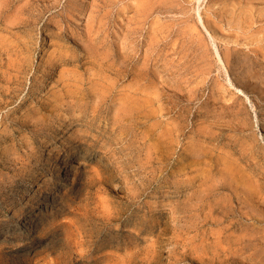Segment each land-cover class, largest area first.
<instances>
[{"label":"rangeland","instance_id":"1","mask_svg":"<svg viewBox=\"0 0 264 264\" xmlns=\"http://www.w3.org/2000/svg\"><path fill=\"white\" fill-rule=\"evenodd\" d=\"M218 263L264 264V0H0V264Z\"/></svg>","mask_w":264,"mask_h":264},{"label":"bare ground","instance_id":"2","mask_svg":"<svg viewBox=\"0 0 264 264\" xmlns=\"http://www.w3.org/2000/svg\"><path fill=\"white\" fill-rule=\"evenodd\" d=\"M82 46V45H81ZM99 56V55H98ZM12 63V62H11ZM21 67V66H20ZM120 69V68H119ZM121 71V70H120ZM16 78V77H15ZM20 78L17 77V79L12 83L13 85L6 88L5 92L3 93L5 97H13L16 96V94L20 91V87L22 85V82L19 80ZM9 85V84H8ZM7 85V86H8ZM93 87V86H92ZM5 89V88H4ZM113 89V88H112ZM22 90V89H21ZM2 94V92H1ZM65 105V104H64ZM92 121V120H91ZM118 124V123H117ZM229 218V217H228ZM238 219V218H237ZM227 220V219H226ZM233 223V222H232ZM231 228V227H230ZM231 230V229H230ZM229 231V230H228ZM225 233V232H224ZM229 235V234H228ZM243 246V245H242ZM244 249V248H243ZM231 250V249H230ZM238 250V249H237ZM227 251V250H226ZM222 252V251H221ZM225 252V251H224ZM225 256V255H224ZM238 258V257H237ZM226 260V259H225ZM228 260V259H227ZM253 260V259H252ZM232 261V260H231ZM249 261V260H248ZM239 262V261H238ZM228 263V262H227ZM234 263V262H233ZM246 263V261H245ZM219 264V263H218ZM224 264V263H223Z\"/></svg>","mask_w":264,"mask_h":264}]
</instances>
